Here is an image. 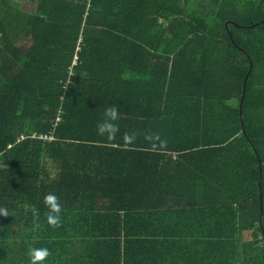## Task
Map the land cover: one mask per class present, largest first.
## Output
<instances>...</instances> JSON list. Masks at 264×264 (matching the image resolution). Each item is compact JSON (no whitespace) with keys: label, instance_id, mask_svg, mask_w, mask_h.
Returning <instances> with one entry per match:
<instances>
[{"label":"trees","instance_id":"16d2710c","mask_svg":"<svg viewBox=\"0 0 264 264\" xmlns=\"http://www.w3.org/2000/svg\"><path fill=\"white\" fill-rule=\"evenodd\" d=\"M0 208V264H131L188 234L224 258L243 229L264 264V0H0Z\"/></svg>","mask_w":264,"mask_h":264},{"label":"crops","instance_id":"0c3cea01","mask_svg":"<svg viewBox=\"0 0 264 264\" xmlns=\"http://www.w3.org/2000/svg\"><path fill=\"white\" fill-rule=\"evenodd\" d=\"M195 228V226L188 224L178 229L194 231ZM251 230H242L238 241L235 244H230L228 255L224 258L212 255L205 258L207 254L204 251L206 249L202 246V241L188 234L185 238L180 237L181 240L179 241H177L178 239L175 240L174 243H176L173 249L164 250V248H161V255L159 254L160 250H158L156 258H128V262L131 264H250L245 257L244 243L251 239ZM162 239H165V237ZM162 247L164 246L162 245ZM122 259H119L121 264H123ZM109 261L111 264L115 262V259L109 258Z\"/></svg>","mask_w":264,"mask_h":264},{"label":"clouds","instance_id":"9594fccd","mask_svg":"<svg viewBox=\"0 0 264 264\" xmlns=\"http://www.w3.org/2000/svg\"><path fill=\"white\" fill-rule=\"evenodd\" d=\"M104 119L101 120L97 125V133L101 136H106L109 141L114 140L119 128L116 121L120 118L119 106L115 103L109 104L104 109ZM138 133L125 132L123 134V141L125 144H132L137 139ZM152 145L153 149H165L167 147V141L163 140L158 133H146L144 137ZM43 203L47 208L46 220L50 227L59 228L62 223L61 212L62 205L59 197L49 192L44 195ZM0 214L7 216L9 213L7 209L0 208ZM50 251L47 248H32L30 250L31 264H42V262L50 255Z\"/></svg>","mask_w":264,"mask_h":264},{"label":"built area","instance_id":"2783aa9c","mask_svg":"<svg viewBox=\"0 0 264 264\" xmlns=\"http://www.w3.org/2000/svg\"><path fill=\"white\" fill-rule=\"evenodd\" d=\"M39 137H41V138H46L47 137V135L46 134H40V136ZM51 138V137H50Z\"/></svg>","mask_w":264,"mask_h":264},{"label":"rangeland","instance_id":"374dc122","mask_svg":"<svg viewBox=\"0 0 264 264\" xmlns=\"http://www.w3.org/2000/svg\"><path fill=\"white\" fill-rule=\"evenodd\" d=\"M9 15V14H8Z\"/></svg>","mask_w":264,"mask_h":264}]
</instances>
